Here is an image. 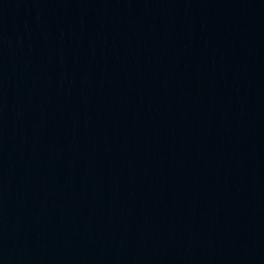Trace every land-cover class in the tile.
Listing matches in <instances>:
<instances>
[{
  "label": "water",
  "instance_id": "water-1",
  "mask_svg": "<svg viewBox=\"0 0 264 264\" xmlns=\"http://www.w3.org/2000/svg\"><path fill=\"white\" fill-rule=\"evenodd\" d=\"M0 264H264V0H0Z\"/></svg>",
  "mask_w": 264,
  "mask_h": 264
}]
</instances>
